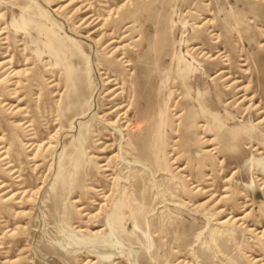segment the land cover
I'll return each mask as SVG.
<instances>
[{
  "label": "rangeland",
  "instance_id": "1",
  "mask_svg": "<svg viewBox=\"0 0 264 264\" xmlns=\"http://www.w3.org/2000/svg\"><path fill=\"white\" fill-rule=\"evenodd\" d=\"M261 31L264 0H0V264H264Z\"/></svg>",
  "mask_w": 264,
  "mask_h": 264
},
{
  "label": "bare ground",
  "instance_id": "2",
  "mask_svg": "<svg viewBox=\"0 0 264 264\" xmlns=\"http://www.w3.org/2000/svg\"><path fill=\"white\" fill-rule=\"evenodd\" d=\"M261 32H264V31H261ZM263 36H264V34H263ZM264 38V37H263ZM262 46H264V45H261V47ZM189 54V53H188ZM188 58V57H187ZM191 59H194V58H191ZM241 60V59H240ZM212 61H214V59H212ZM226 61V60H225ZM242 61V60H241ZM192 62V61H191ZM196 65V64H195ZM188 66V65H187ZM190 66L191 65H189V70H190ZM192 67V66H191ZM193 71H195V70H193ZM193 73V72H192ZM180 74V73H179ZM220 74H222V73H220ZM229 90H230V88L229 89H227V91L229 92Z\"/></svg>",
  "mask_w": 264,
  "mask_h": 264
}]
</instances>
